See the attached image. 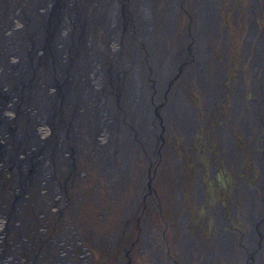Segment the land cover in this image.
<instances>
[{
  "label": "flooded vegetation",
  "instance_id": "1",
  "mask_svg": "<svg viewBox=\"0 0 264 264\" xmlns=\"http://www.w3.org/2000/svg\"><path fill=\"white\" fill-rule=\"evenodd\" d=\"M22 7L0 0V264H264V0H174L191 67L174 120L133 147L108 111L73 166L46 172L43 122L63 103L26 95Z\"/></svg>",
  "mask_w": 264,
  "mask_h": 264
},
{
  "label": "bare ground",
  "instance_id": "2",
  "mask_svg": "<svg viewBox=\"0 0 264 264\" xmlns=\"http://www.w3.org/2000/svg\"><path fill=\"white\" fill-rule=\"evenodd\" d=\"M23 1L22 8L29 16L51 21L53 28L46 33H52L54 29L59 35L62 58L67 67L59 72L58 79L60 86L68 77L69 92L61 93L57 84L49 85L59 91L57 95L49 92L54 96L51 103L55 107L63 103V109L61 106V112L51 120H43V124L53 126L52 133L60 139V155L54 159L73 166L75 152L89 146L88 135L95 140L100 132L110 127L108 111L112 112L111 120L120 134L117 140H112L118 141L114 144L120 143L122 136L125 144L133 147L135 145L131 143L145 142L154 137L152 130L158 121L167 120L166 117L174 120V105L180 101V94L173 89H180L183 74L191 70L189 65L184 66L186 51L176 28L174 0ZM80 5L82 9L87 8L92 26L81 32L73 22ZM64 13L67 18L61 23ZM106 13L109 16L103 17ZM20 18L25 20L24 28L29 31L23 13ZM20 43L23 48L31 50L28 33ZM38 51L41 52V48ZM52 76V73L45 74V77ZM64 125H69L67 135ZM88 127L92 133L87 135ZM73 136L78 138V145H74L76 140ZM43 140L39 139L37 153L46 159L43 170L46 172L52 166L51 145H44ZM95 146L98 149L96 141ZM99 157L106 161L107 168L114 162L109 155ZM30 166L28 161L25 164L28 172L31 171Z\"/></svg>",
  "mask_w": 264,
  "mask_h": 264
},
{
  "label": "water",
  "instance_id": "3",
  "mask_svg": "<svg viewBox=\"0 0 264 264\" xmlns=\"http://www.w3.org/2000/svg\"><path fill=\"white\" fill-rule=\"evenodd\" d=\"M112 2L113 1H111L110 4H112ZM107 15L106 13L103 17ZM25 18L27 19L31 46V50L28 52L31 64L25 71H28L29 77H33L32 81L28 84L29 89L26 95L33 96V99L37 100L41 110L47 114L49 105L54 99L53 93L47 92V87L57 84L61 93L69 92L68 77L60 86V78L58 79L59 72L65 71L67 67L65 65V59L62 58L63 50L60 46L59 35L55 33L54 29L52 33H46L50 28H53L51 21L39 16H29L28 14L25 15ZM52 18L53 17H49V19ZM66 18L67 14L64 13L61 18V23H63ZM73 22H75L79 32L91 29V19L86 7L82 9L81 5L77 6V12L76 15L73 16ZM39 48H41V52L38 51ZM32 69L34 74H32ZM48 73H52L53 76L46 78L45 74ZM44 78H46V81L45 84L42 85ZM66 84L67 86H65ZM34 86L37 87L32 89Z\"/></svg>",
  "mask_w": 264,
  "mask_h": 264
},
{
  "label": "rangeland",
  "instance_id": "4",
  "mask_svg": "<svg viewBox=\"0 0 264 264\" xmlns=\"http://www.w3.org/2000/svg\"><path fill=\"white\" fill-rule=\"evenodd\" d=\"M182 12H183V10H182ZM182 12H181V13H182ZM180 22H182V21H180ZM180 22H179V23H180ZM179 25H180V24H179ZM179 27H180V26H179ZM178 30L180 31L179 28H178ZM27 33L29 34V31L26 30V35H27ZM99 47H101V45H99ZM18 61H19V59L17 60V62H18ZM42 85H44V84H42ZM50 87L54 88L52 91L54 92L55 95L59 94V91H58L55 87H53V86H49L48 88H50ZM182 87H183V84H182ZM48 88H47V89H48ZM73 105H74V104H73ZM44 126H45V128H46V133H45V135L43 136L44 138H42V139H44V140H43V144H44V145H46V144L49 145L50 143L48 142L47 139H48V137H49L51 134H53L52 131H54V130H51V128H52L53 126H52L51 124H50V125H49V124H44ZM50 126H51V127H50ZM44 142H45V143H44ZM48 145H47V146H48ZM125 146H126V145H125ZM84 149H85V148H84ZM84 149H83V150H84ZM54 158H55V157H54ZM54 158L51 157V162H52L51 164L53 165V167H56L55 164H54V162L56 161V159H54ZM58 172H59V171H58Z\"/></svg>",
  "mask_w": 264,
  "mask_h": 264
}]
</instances>
